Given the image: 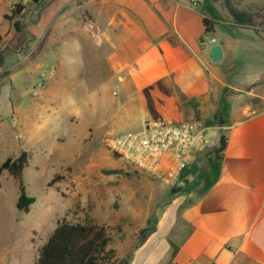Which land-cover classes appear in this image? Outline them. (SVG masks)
Instances as JSON below:
<instances>
[{
    "label": "crops",
    "instance_id": "1",
    "mask_svg": "<svg viewBox=\"0 0 264 264\" xmlns=\"http://www.w3.org/2000/svg\"><path fill=\"white\" fill-rule=\"evenodd\" d=\"M190 1L99 0V14L81 28L64 21L65 6H60L59 49L52 56L65 49V24L72 44L97 42L107 48L93 62L101 65L103 78L69 112L78 121L72 129L79 140L115 134L118 124L142 130L148 120L140 94L158 82L172 89L182 117L184 105L195 104L211 136L185 174L205 167L209 181L201 183L195 203L182 215L185 196L169 203L128 264H264V32L238 28L233 36L218 33L215 26L211 36L216 43L202 46L205 15L217 18L215 8L225 23L232 19L223 5L225 11L208 0H198L197 7ZM214 45L223 53L216 63L211 59ZM50 67L58 83L68 78L59 61ZM222 136L225 148L217 154Z\"/></svg>",
    "mask_w": 264,
    "mask_h": 264
},
{
    "label": "rangeland",
    "instance_id": "2",
    "mask_svg": "<svg viewBox=\"0 0 264 264\" xmlns=\"http://www.w3.org/2000/svg\"><path fill=\"white\" fill-rule=\"evenodd\" d=\"M234 1H239L241 8L262 9L257 26L250 28L264 32V0ZM208 2L224 10L221 2ZM17 4L26 9L13 17ZM0 6V33L4 35L0 56V165L8 158H17L21 151L27 152L28 166L22 172V182L27 195L35 198L29 212L18 211V182L3 171L0 264H35L39 249L57 223L65 218L74 221L81 217L80 210L89 207H93L111 239L108 249L114 251V256L109 264H122L140 244L141 231L154 227L171 201L185 196L181 215L195 203L198 188L209 181L211 172L205 167L192 169L177 187L171 188L136 172L102 148L98 139L111 132L90 135L86 140L77 137L72 127L78 121L69 112L75 104H81L87 96L85 91L94 89L103 78L101 65L93 62L102 59L107 48L97 42L94 46L88 42L86 47L72 44L66 40L65 24L61 31L65 49L52 56L59 49L56 13L65 6L61 8L67 16L64 21L81 28L90 25L94 13L99 14V0H2ZM214 14L221 34L229 24L219 9L214 8ZM35 26L40 31H35ZM31 30L34 34L29 33ZM57 61L68 76L60 83L53 78L54 69L50 67ZM83 67L91 70L83 71ZM43 69L47 72L42 73ZM183 110V117L176 121L201 119L195 104H186ZM122 128L118 124L115 134L138 131ZM213 157L215 162L219 159Z\"/></svg>",
    "mask_w": 264,
    "mask_h": 264
},
{
    "label": "trees",
    "instance_id": "3",
    "mask_svg": "<svg viewBox=\"0 0 264 264\" xmlns=\"http://www.w3.org/2000/svg\"><path fill=\"white\" fill-rule=\"evenodd\" d=\"M214 1H220L231 16L232 22L225 28V31L229 34L236 36L238 28H254L257 26V20L262 9L241 8L239 1L234 0ZM15 8L16 10L12 11L13 17L21 14L26 9L24 5L20 4L15 5ZM13 17L7 18L11 20ZM203 24L205 27L204 35L210 36L215 32L218 21L215 17L205 15ZM255 32L258 34L259 30H255ZM2 40L3 37L0 34V56ZM140 95L148 122L157 121L158 119L176 120L182 118L181 106L175 102L172 89L163 82H158L143 89ZM224 148L225 138L222 136L215 153L220 154ZM28 159V153L21 151L17 158H8L0 165V177L3 171L7 170L18 182L19 198L16 208L24 213L29 212L30 207L35 203V198L27 195L22 182V172L28 166ZM80 211L82 213L81 217L75 218L74 221L65 218L57 223L56 228L49 234L46 242L39 249L35 264H109L111 262L114 251L108 249L111 239L106 228L100 223L93 207ZM74 214H78V211H75ZM155 229V226L143 229L140 244ZM130 258L131 255L122 264H128Z\"/></svg>",
    "mask_w": 264,
    "mask_h": 264
},
{
    "label": "built area",
    "instance_id": "4",
    "mask_svg": "<svg viewBox=\"0 0 264 264\" xmlns=\"http://www.w3.org/2000/svg\"><path fill=\"white\" fill-rule=\"evenodd\" d=\"M191 7L199 5L191 0ZM200 43L215 44L204 35ZM207 126L201 120L149 121L139 131L104 134L100 146L130 165L136 172L174 188L177 187L194 156L208 144Z\"/></svg>",
    "mask_w": 264,
    "mask_h": 264
},
{
    "label": "water",
    "instance_id": "5",
    "mask_svg": "<svg viewBox=\"0 0 264 264\" xmlns=\"http://www.w3.org/2000/svg\"><path fill=\"white\" fill-rule=\"evenodd\" d=\"M33 2H38V0H33ZM211 59L213 62H220L223 59L222 48L220 45H214L211 47Z\"/></svg>",
    "mask_w": 264,
    "mask_h": 264
}]
</instances>
